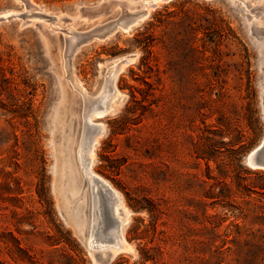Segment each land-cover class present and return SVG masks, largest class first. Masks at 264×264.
<instances>
[{
	"label": "rangeland",
	"instance_id": "1",
	"mask_svg": "<svg viewBox=\"0 0 264 264\" xmlns=\"http://www.w3.org/2000/svg\"><path fill=\"white\" fill-rule=\"evenodd\" d=\"M147 1L0 0V16L19 13L0 17V233L43 264L60 237L107 264L87 238L113 229L107 193L96 205L79 149L90 104L126 61L118 104L90 123L105 127L92 171L129 210L132 250L110 264H143V246L156 264H264V169L248 163L264 142V0L166 1L109 33ZM144 80L155 102L140 116L130 95Z\"/></svg>",
	"mask_w": 264,
	"mask_h": 264
},
{
	"label": "bare ground",
	"instance_id": "2",
	"mask_svg": "<svg viewBox=\"0 0 264 264\" xmlns=\"http://www.w3.org/2000/svg\"><path fill=\"white\" fill-rule=\"evenodd\" d=\"M133 1H138V0H133ZM162 2H166V0H148L144 7V9H146V12L139 13V11H137L138 14H136V16L134 17L135 21L133 24H130L127 26L123 24L120 26H116L111 33L116 32L119 29H122L125 32H129L132 29L133 25L135 26L138 23L143 22V20H146V18L152 12V10L150 12V9H155L157 4H160ZM29 5L31 6L30 3ZM142 11L144 10L142 9ZM13 15L17 16L19 15V13L17 12L7 13L4 15H1L0 17L8 18ZM124 63H130V62L125 61ZM124 63L123 62L118 63L113 67L112 71L109 73L108 77L106 78V85L104 86L101 94L99 95L98 101L90 104L89 106L90 110L86 114V124H85V129H84V134H83V140L81 142V146L79 149L80 158H81L82 165L84 166V170L87 173V175H89L92 183L94 184L95 204L99 205L101 203L100 197L102 195L100 194V197H99L98 189H103V191L107 193V198L103 199L104 202H102L104 205V210L106 211V214H108L109 217L111 216L114 218V221H112L113 229L111 230L108 236H103L101 234L95 235L94 231L92 232L90 231V233H88L87 238L91 236L90 237V240H91L90 241V252L94 260L97 263L99 262L97 261L96 259L97 256L95 257V255H100L104 259L110 256V259L107 262V264H110L114 260V258L122 251L132 250L131 245L128 243V241L126 240L122 232V225L128 219L129 210L123 204L122 198L118 194V192L114 191V188L112 187L110 182H108V180L106 179H103L102 181V179L92 171V165H93L94 158H95V146L97 142L99 141V139L103 136L105 127L102 123H95V125H90V123L95 122L94 118L100 119V118L105 117L118 104L119 92L116 86V78L118 74L124 69V65H125ZM263 148H264V142L258 148H255L250 153L248 157V163L252 168L264 169V164L262 163L257 164L254 161L255 156L259 153L264 157ZM104 185H108L110 190H107Z\"/></svg>",
	"mask_w": 264,
	"mask_h": 264
},
{
	"label": "trees",
	"instance_id": "3",
	"mask_svg": "<svg viewBox=\"0 0 264 264\" xmlns=\"http://www.w3.org/2000/svg\"><path fill=\"white\" fill-rule=\"evenodd\" d=\"M178 1L179 0H174L169 5H175ZM158 14L162 15L161 11L158 12ZM157 21L162 22L161 17H158ZM143 82L146 85V88L132 87L133 90L131 91V95H130V100L134 102V106L129 110V112L136 114L137 111L140 110L139 112L140 116H143L155 102L154 100L150 99V97L153 96L152 84H150L145 80ZM137 93L141 95V99L138 98ZM206 138L207 140H212L211 137H206ZM104 156L105 158H107L106 155ZM208 169L210 170L209 166ZM259 188L264 190V185H260ZM131 207L137 211H141L145 209H147L150 213L156 211L155 205L152 204L151 202H150V207H146L140 204H132ZM131 232L132 230L130 228L128 230V235ZM67 235H70V233H67ZM49 239H52V237H50ZM0 242H3V244L5 245L3 247V250L11 258V260L15 262V264H19V261L27 262L29 264H43L41 263V258L38 257L37 254H32L29 249L23 248L21 245V241L15 238L14 236H12L10 233H9V237H7V234L0 233ZM60 244H64L63 249L53 252L54 254L48 264H87V261L82 257H80V255L77 254L76 251H74L76 253L75 255H72L69 252H67V246H71L69 238L66 237H60L57 239L54 238L51 246H57ZM1 249L2 247L0 246V264H13L8 260L1 259V252H2ZM141 253H142L141 261L143 264L147 263L148 261H152L154 264H156V257L154 254H152L151 248H147V246H143L141 249ZM127 261L128 260L125 257H118L113 264H126Z\"/></svg>",
	"mask_w": 264,
	"mask_h": 264
},
{
	"label": "water",
	"instance_id": "4",
	"mask_svg": "<svg viewBox=\"0 0 264 264\" xmlns=\"http://www.w3.org/2000/svg\"><path fill=\"white\" fill-rule=\"evenodd\" d=\"M166 1H172V0H166ZM134 21H135V18L133 17L131 20H129V21H127V22H125V23H122L123 25H125V26H127V25H130V24H133L134 23ZM121 24V25H122ZM116 26H120V25H115V26H113L112 27V29L109 31V33H111L113 30H114V28L116 27ZM134 26V25H133ZM254 161H255V163H257V164H264V157L259 153V154H257L256 156H255V158H254ZM105 186V188L107 189V190H110V188L108 187V185H104ZM110 218V220L111 221H114V218L113 217H109ZM113 223V222H112ZM120 254V253H119ZM103 258V257H102ZM109 259H110V256H108L107 258H105L104 259V261L107 263L108 261H109Z\"/></svg>",
	"mask_w": 264,
	"mask_h": 264
}]
</instances>
